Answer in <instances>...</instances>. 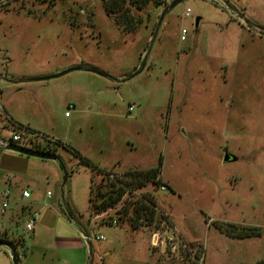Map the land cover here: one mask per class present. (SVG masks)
Returning <instances> with one entry per match:
<instances>
[{"label": "rangeland", "instance_id": "374dc122", "mask_svg": "<svg viewBox=\"0 0 264 264\" xmlns=\"http://www.w3.org/2000/svg\"><path fill=\"white\" fill-rule=\"evenodd\" d=\"M163 10L149 5L143 24L123 34L101 0H10L0 9V141L20 134L10 119L37 130L62 143L51 152L67 174L63 184L57 162L0 148V188L12 193L0 236L21 240L19 264H264V0H184L159 23ZM76 154L117 176L159 169V185L142 181L122 198L154 199V223L113 224L120 204L93 214L91 173ZM219 225L260 234L229 238ZM0 264H11L6 247Z\"/></svg>", "mask_w": 264, "mask_h": 264}, {"label": "trees", "instance_id": "16d2710c", "mask_svg": "<svg viewBox=\"0 0 264 264\" xmlns=\"http://www.w3.org/2000/svg\"><path fill=\"white\" fill-rule=\"evenodd\" d=\"M172 1L173 0H101V3L106 15L108 17H112L115 26H117V28L123 34H131L134 33L139 28V26L143 24V19L141 18L139 13L144 12V10L149 5H152L155 8L165 9ZM92 15V13L89 14L88 18L90 19ZM9 121L16 126V128L20 131L21 136L28 137L35 141L39 139L44 140L47 143L46 145H44V149L37 150L46 153H52L51 150L55 148V144L61 143L55 140L51 142L50 138H48L47 136L31 130L29 127L15 124L11 119ZM38 147L42 148L40 145H38ZM76 155L80 160V164L87 168L91 173L89 203L93 214L98 215L120 204L121 209L120 212L117 213V215L119 216L118 219L114 220L115 224L118 221L125 220L129 228H131L132 230H140L142 228L150 227L154 223L155 212H157L154 199L152 200V198L142 195V199H137L134 202H127L122 201V198L125 195L131 197L135 190L143 187L141 185L143 183L142 181L151 180L159 185L161 183L157 178L159 169L151 172L131 170L127 171L121 176H117L112 171H107L100 168L97 164L92 162L87 157L83 155L80 156L78 154ZM94 176H101V178H106L109 181L107 182V185L101 187L100 185L94 184ZM137 181L138 183H136ZM123 217H125V219ZM160 218L161 223L169 220L168 216L165 215H162ZM111 222L113 223V221ZM112 223L109 222L108 225H112ZM231 228L228 229V227L224 228L221 225L218 226V229L221 231V233L229 238H243L252 236L247 234H234L230 230ZM81 233H83L82 230ZM0 242L11 245L13 248H15V250L17 249V247H20L23 253L25 251L23 248V244L19 239L16 240V242H12L3 236H0Z\"/></svg>", "mask_w": 264, "mask_h": 264}, {"label": "built area", "instance_id": "2783aa9c", "mask_svg": "<svg viewBox=\"0 0 264 264\" xmlns=\"http://www.w3.org/2000/svg\"><path fill=\"white\" fill-rule=\"evenodd\" d=\"M10 0H0V9L2 8H7L9 5ZM190 9H186L185 18H189L190 17ZM186 34L185 31H182V37L181 39L184 40V35ZM74 109L73 106H69L67 108L68 111ZM0 110L2 111V108L0 107ZM65 116H69V113H65ZM22 140H26V142L31 143V145H33V140H31L30 138H26L21 136L20 134H14L12 135V137L9 140V143L7 142H3L0 141V148H4L6 145L8 144H14L17 145V143L21 142ZM51 140V139H50ZM51 142H53V140H51ZM23 147V146H21ZM40 151V150H38ZM12 193H11V187L9 185L0 188V214H5L6 211L9 209V202L11 199ZM21 199L23 200H28L30 198V195L27 191L23 190L21 191V195H20ZM47 198H50V194L47 193ZM39 221V214L34 212L31 213L28 216V219L25 221L24 223V229L27 232H32L36 223ZM113 224H115V222L113 221ZM164 233V242L163 245H165L167 252L169 254H174L176 252V247L173 244V240L174 238L172 236H169L166 230H161V235ZM157 238V234H154L152 237V240L154 242V245H156L158 243V241L156 240ZM84 239L88 240L89 238L87 236H84ZM96 240H102V238H96Z\"/></svg>", "mask_w": 264, "mask_h": 264}, {"label": "water", "instance_id": "95a60500", "mask_svg": "<svg viewBox=\"0 0 264 264\" xmlns=\"http://www.w3.org/2000/svg\"><path fill=\"white\" fill-rule=\"evenodd\" d=\"M183 1L184 0H173L163 10V12L161 14V17H160V20H159V23L163 19V17L165 16L166 13H168L169 11H171L172 9H174L178 4H180ZM197 25H198V20H196V22H195V26L196 27H197ZM80 69L81 68H74V69L65 71L63 73L57 74V75L47 76V77H44V78H37V79H34V81H47V80H51V79H54V78H58L60 76H63V75L67 74L70 71H77V70H80ZM88 71L91 72V73H93V74H96L98 76L106 77L105 74H103L102 72H100V71H98L96 69L90 68ZM4 150L10 151V152H13V153L22 155V156H26V157H33V158H39V159H43V160L55 161V162H57L59 164L60 170L63 173V184L67 180V174H66L65 168H64V166H63V164L61 162V159L57 155H55V154L46 153V152H42V151H38V150H32V149L24 148V147H21V146H18V145H14V144H8V145H6L4 147ZM229 161H235V158H233V157H231L229 155H225L224 158H223V162L224 163H227ZM0 247H6L9 250L11 264H19V260H18V256H17L16 250L11 245H9L7 243H4V242H0Z\"/></svg>", "mask_w": 264, "mask_h": 264}, {"label": "flooded vegetation", "instance_id": "af4514ba", "mask_svg": "<svg viewBox=\"0 0 264 264\" xmlns=\"http://www.w3.org/2000/svg\"><path fill=\"white\" fill-rule=\"evenodd\" d=\"M263 37H264V34H263ZM228 224V223H227ZM236 226V225H235ZM231 226V227H229V228H231L230 230L234 233V234H242V235H245V234H247V235H255V234H260V233H258L257 231H253V232H251L250 230H245V231H243V232H239V230L240 229H243V227L241 226V227H239V226ZM251 226V225H250ZM252 228H257V227H253V226H251ZM228 228V229H229ZM215 229H217L219 232H221L217 227L215 228ZM263 232L262 233H264V230H262ZM257 232V233H256Z\"/></svg>", "mask_w": 264, "mask_h": 264}, {"label": "crops", "instance_id": "0c3cea01", "mask_svg": "<svg viewBox=\"0 0 264 264\" xmlns=\"http://www.w3.org/2000/svg\"><path fill=\"white\" fill-rule=\"evenodd\" d=\"M3 109V108H2ZM4 111V110H3ZM72 115H69V116H65L66 118H70ZM30 128V127H29ZM31 129V128H30ZM31 130H33V129H31ZM33 131H36V132H38V133H40L39 131H37V130H33ZM40 134H42V133H40ZM44 135V134H43ZM53 139V138H52ZM17 155H19V154H17ZM116 169V168H115ZM6 182H4V183H2L3 185L5 184ZM5 186V185H4ZM83 237H84V235H83Z\"/></svg>", "mask_w": 264, "mask_h": 264}]
</instances>
